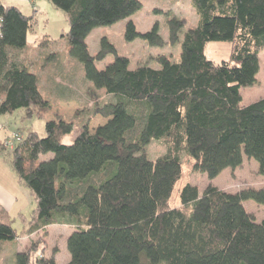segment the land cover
Masks as SVG:
<instances>
[{
	"label": "trees",
	"instance_id": "trees-1",
	"mask_svg": "<svg viewBox=\"0 0 264 264\" xmlns=\"http://www.w3.org/2000/svg\"><path fill=\"white\" fill-rule=\"evenodd\" d=\"M50 1L68 14L71 56L109 99L94 103L71 144L63 139L75 123L60 116L46 121V136L31 131L16 144L11 166L36 202L28 232L70 226L65 264H264V219L258 221L244 204H264V183L226 192L188 182L179 191L180 203L172 205L183 177L182 147L193 171L210 180L248 159L258 162L264 177V97L244 104L242 94L259 73L264 0H191L200 20L184 35L180 60L159 55L160 67L145 63L134 69L107 37L96 54L87 39L93 29L141 11L143 1ZM164 14L175 46L186 20ZM127 22V41L166 46L158 22L143 33ZM32 23L31 14L0 0V116L22 109L28 117H46L53 107L39 73L20 57ZM210 41L230 42L229 60H209ZM111 54V63L97 67ZM96 116L105 121L91 132ZM159 139L170 147L152 160L146 149ZM50 153L49 160L41 158ZM18 238L9 214L0 219V242ZM36 247L16 252L14 264H56L35 258Z\"/></svg>",
	"mask_w": 264,
	"mask_h": 264
},
{
	"label": "rangeland",
	"instance_id": "rangeland-1",
	"mask_svg": "<svg viewBox=\"0 0 264 264\" xmlns=\"http://www.w3.org/2000/svg\"><path fill=\"white\" fill-rule=\"evenodd\" d=\"M143 7L126 20L110 25L99 26L92 30L87 39L91 54H96L100 50V39L107 37L110 42L115 44L119 55L127 56L131 61V69L141 66L145 63L153 68L160 67L156 61L157 56H169L172 61L180 60L181 48L185 33L189 28L195 27L199 22V15L192 6L191 0H141ZM5 2H8L5 0ZM12 2H10L11 4ZM23 8L26 14L33 16L32 29L28 34L27 46L20 51V57L27 59L32 65V61H36L34 70H37L40 75L42 84V92L46 99L52 103L53 107L46 114V117L35 115L28 117L22 109L16 110L12 114H7L11 117L9 126L13 129L12 132L4 141L3 148L6 149L4 155L11 157L12 151L17 143L22 142L28 132L35 131L40 136H46V121L52 118H73L75 123L72 132L65 136L63 142L71 144L79 135L82 129L83 122L89 116L94 103L107 101L109 96L102 90L95 89L93 83L85 78L83 64L80 60L72 57L70 54V46L67 33L70 30L69 17L66 12L58 8L50 0H33L30 2L17 3ZM157 9L163 13L157 12ZM166 11H170L173 16L186 20V25L180 33V39L177 45L173 46L169 43V25ZM128 20H133L136 23L137 30L144 32L150 30L154 23H159V31L161 36L167 42L165 47H152L145 40L140 38L129 42L125 38V29ZM232 44L228 41H210L206 46V55L209 60L217 63H222L223 60H229L232 53ZM115 58L114 55H109L106 60L97 64V67L104 68L108 63H111ZM260 68L257 74L256 84L243 88L242 94L246 102H254L259 98L264 97V48L259 54ZM53 75L54 81H57L56 87H53L48 82V77ZM35 113V112H34ZM104 117L96 116L92 119L90 131L93 132L95 127L103 124ZM18 134L20 140L16 144L10 145L13 141L12 136ZM170 145L166 140H152L147 146L146 153L148 158L155 160L161 155L168 152ZM181 162L183 163V177L177 183V187L173 194V204L180 203L179 191L184 184L191 183L199 186L200 190L205 189L209 184L218 185L226 192H238L241 189L254 187L260 188L263 184L264 177L259 174V164L255 159L245 160L244 164L236 170L226 169L222 174L215 179L210 180L208 175L193 171V163L188 157L187 151L182 149L179 151ZM53 154L41 156L42 159L49 160ZM24 185V184H23ZM25 186V185H24ZM26 187V186H25ZM27 188V187H26ZM31 192V191H30ZM246 209L254 215L257 220L264 219V204L256 203L254 200L244 202ZM34 205L25 203L23 207L24 219L14 215L13 225L17 231L19 238L7 242L9 246L14 248H32L36 245V249L32 252L35 258L45 257L55 259L56 264H65L69 260V251L66 245V240L71 231L70 226L54 225L48 226L45 229L28 232V229L33 222ZM27 221L25 224L24 221ZM32 244H34L32 246ZM18 246V247H17ZM32 246V247H31ZM7 248L0 250V255L7 254ZM35 248V247H34ZM3 260H1V263Z\"/></svg>",
	"mask_w": 264,
	"mask_h": 264
},
{
	"label": "crops",
	"instance_id": "crops-1",
	"mask_svg": "<svg viewBox=\"0 0 264 264\" xmlns=\"http://www.w3.org/2000/svg\"><path fill=\"white\" fill-rule=\"evenodd\" d=\"M2 1L5 2V0ZM7 1L8 2L5 3L10 5V2H12L11 4L17 5L24 12L23 8L20 7V5H18L17 3L26 2V0ZM35 63L36 61H32V65H30L33 70ZM54 78L55 77L53 75H51L50 78L48 77V80H50L48 83H51L53 87H56L57 81H54ZM247 103L249 102H246V104ZM10 119L11 117H9L7 114H4V116H0V146L3 145L7 136L14 132L11 126H9ZM261 181L264 183L263 180ZM25 203H28L29 206L34 205V207L36 205L34 196L23 185V182L20 181L18 174L15 170H13L11 166L10 159L8 158V156H5L4 153H2L0 148V219H6L8 214L12 219V223L14 221V215H17L21 219H24L25 214H23V207ZM1 212H3L4 214ZM24 222L25 224L27 223L26 220ZM9 244L7 242H0V250L3 251L5 248L8 247ZM9 247L10 248H7V254L3 256L0 255V264H14L15 253L24 249L23 247L19 248L18 246V248L14 249L11 246ZM1 260H3L2 263Z\"/></svg>",
	"mask_w": 264,
	"mask_h": 264
},
{
	"label": "built area",
	"instance_id": "built-area-1",
	"mask_svg": "<svg viewBox=\"0 0 264 264\" xmlns=\"http://www.w3.org/2000/svg\"><path fill=\"white\" fill-rule=\"evenodd\" d=\"M29 1L32 2L33 0H29ZM12 138H13V141L11 142L10 145H14V144H16L17 140H20V137L18 134H16V135L14 134V136H12Z\"/></svg>",
	"mask_w": 264,
	"mask_h": 264
},
{
	"label": "bare ground",
	"instance_id": "bare-ground-1",
	"mask_svg": "<svg viewBox=\"0 0 264 264\" xmlns=\"http://www.w3.org/2000/svg\"><path fill=\"white\" fill-rule=\"evenodd\" d=\"M3 145H4V143H3Z\"/></svg>",
	"mask_w": 264,
	"mask_h": 264
}]
</instances>
